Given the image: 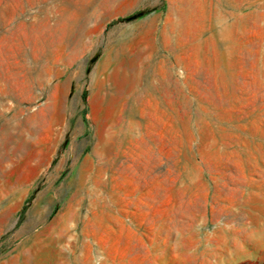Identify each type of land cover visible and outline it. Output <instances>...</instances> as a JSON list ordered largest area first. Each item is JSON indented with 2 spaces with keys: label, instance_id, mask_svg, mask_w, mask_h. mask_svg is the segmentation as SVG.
Segmentation results:
<instances>
[{
  "label": "rangeland",
  "instance_id": "obj_1",
  "mask_svg": "<svg viewBox=\"0 0 264 264\" xmlns=\"http://www.w3.org/2000/svg\"><path fill=\"white\" fill-rule=\"evenodd\" d=\"M263 210L264 0H0V264H203Z\"/></svg>",
  "mask_w": 264,
  "mask_h": 264
},
{
  "label": "crops",
  "instance_id": "obj_2",
  "mask_svg": "<svg viewBox=\"0 0 264 264\" xmlns=\"http://www.w3.org/2000/svg\"><path fill=\"white\" fill-rule=\"evenodd\" d=\"M262 213L261 219L256 220L257 225L253 230L248 231L241 227L239 234H235L233 237L229 236L233 241V246H228L226 242L228 239L224 238L222 245L226 251L223 254L216 251V248H221L220 240L218 244L214 240L213 245H209V249L213 251L208 258H204L203 264H264V210ZM161 232L164 233L163 237H165L167 248L171 231L165 227ZM232 248L233 250H231Z\"/></svg>",
  "mask_w": 264,
  "mask_h": 264
},
{
  "label": "bare ground",
  "instance_id": "obj_3",
  "mask_svg": "<svg viewBox=\"0 0 264 264\" xmlns=\"http://www.w3.org/2000/svg\"><path fill=\"white\" fill-rule=\"evenodd\" d=\"M238 9H239V8H238ZM234 16H235V15H234ZM234 16H233V17H234ZM241 20H242V19H241ZM242 21H243V20H242ZM232 25H233V23H232ZM81 27H82V26H81ZM233 27H234V25H233ZM233 30H234V29H233ZM157 89H158V88H156V90H157ZM150 90H151V91H149V94L152 93V94L154 95V90H155V89L152 87V88H150ZM159 90H160V89H159ZM159 90H157V91H159ZM160 91H161V90H160ZM162 93H163V92H162ZM162 93H161V94H162ZM157 95H158V94H157ZM153 97H154V96H153ZM115 134H116V132H115ZM114 136H115V135H114ZM112 137H113V136H112ZM117 137H118V136H116V138H117ZM112 140H113V139H112ZM116 141H117V140H116ZM105 143H106V142H105ZM105 143H104V144H105ZM107 143H108V142H107ZM104 144H102V145L104 146ZM102 145H101V147H103ZM111 145H112V144H111ZM114 145H115V144H114ZM105 147H106V146H105ZM108 148H109V147H108ZM108 148H107L106 150H108ZM109 150H110V148H109ZM109 150H108L107 152H109ZM104 151H105V150H104ZM110 151H111V150H110ZM112 153H113V152H112ZM105 154H106V153H105ZM107 154H108V153H107ZM106 157H107V156H106ZM99 158H100V157H99ZM108 158H109V157H108ZM108 158H106V159H108ZM106 159H105V160H106ZM109 159H110V158H109ZM111 159H112V158H111ZM111 159H110V160H111ZM103 160H104V159H103ZM104 162H105V161H104ZM102 163H103V162H102ZM96 167H97V166H96ZM67 225H68V224H67ZM64 237H65V236H64ZM57 238H58V237H57ZM64 239H66V237H65ZM64 239H63V240H64ZM55 246H56V245H55Z\"/></svg>",
  "mask_w": 264,
  "mask_h": 264
},
{
  "label": "water",
  "instance_id": "obj_4",
  "mask_svg": "<svg viewBox=\"0 0 264 264\" xmlns=\"http://www.w3.org/2000/svg\"><path fill=\"white\" fill-rule=\"evenodd\" d=\"M141 15H142V14L137 15V16H134V17H131V18H128L127 21H132V20H134V19L140 17Z\"/></svg>",
  "mask_w": 264,
  "mask_h": 264
},
{
  "label": "trees",
  "instance_id": "obj_5",
  "mask_svg": "<svg viewBox=\"0 0 264 264\" xmlns=\"http://www.w3.org/2000/svg\"><path fill=\"white\" fill-rule=\"evenodd\" d=\"M114 24V22L112 23V25Z\"/></svg>",
  "mask_w": 264,
  "mask_h": 264
}]
</instances>
